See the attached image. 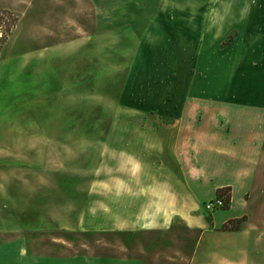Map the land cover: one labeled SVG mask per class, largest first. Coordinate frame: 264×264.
Instances as JSON below:
<instances>
[{
	"label": "rangeland",
	"instance_id": "1",
	"mask_svg": "<svg viewBox=\"0 0 264 264\" xmlns=\"http://www.w3.org/2000/svg\"><path fill=\"white\" fill-rule=\"evenodd\" d=\"M215 2L0 0V10L16 18L9 34L0 30V62L11 67L3 105L0 99V192L21 179L27 209L41 210L48 229L52 218L65 224L99 180L101 191L114 190L116 128L146 125L140 105L153 115L186 88L194 92L196 75L209 76L212 47L228 45L238 31L232 64L245 55L257 61L264 0ZM207 12L218 45L196 38L210 31L211 19L202 23ZM263 236L251 264H264Z\"/></svg>",
	"mask_w": 264,
	"mask_h": 264
},
{
	"label": "crops",
	"instance_id": "2",
	"mask_svg": "<svg viewBox=\"0 0 264 264\" xmlns=\"http://www.w3.org/2000/svg\"><path fill=\"white\" fill-rule=\"evenodd\" d=\"M209 14L202 23L210 18V31L196 34L200 46L222 39ZM239 37L212 47L209 76L196 75L194 92L188 85L153 115L140 105L146 125L116 128L114 190L101 191L99 180L65 224L52 218L44 229L42 211L27 209L21 179L4 186L0 264H251L264 235V47L256 62L245 55L232 64ZM10 70L0 62L2 105ZM227 189L228 204L206 212L204 204ZM234 220H241L236 231L221 230Z\"/></svg>",
	"mask_w": 264,
	"mask_h": 264
},
{
	"label": "trees",
	"instance_id": "3",
	"mask_svg": "<svg viewBox=\"0 0 264 264\" xmlns=\"http://www.w3.org/2000/svg\"><path fill=\"white\" fill-rule=\"evenodd\" d=\"M16 23V18H14L9 12L5 11V10H0V30L1 29H5V32H7V34L10 33L11 29L14 28ZM1 32H0V47L2 45V43L4 42V40L6 39V37H1ZM229 190H220L218 191V194H222V193H227L228 194ZM229 201V197L227 196L226 198V204H228ZM241 220H234V221H230L228 223H226L225 225H223V227L221 228V230L223 232H231V231H236L239 227Z\"/></svg>",
	"mask_w": 264,
	"mask_h": 264
},
{
	"label": "built area",
	"instance_id": "4",
	"mask_svg": "<svg viewBox=\"0 0 264 264\" xmlns=\"http://www.w3.org/2000/svg\"><path fill=\"white\" fill-rule=\"evenodd\" d=\"M228 194L227 193H222V194H219L217 196V198H215L214 200L212 201H209L207 203L204 204V210L206 212H213L215 210H218V209H221V208H224L226 206V198H227Z\"/></svg>",
	"mask_w": 264,
	"mask_h": 264
}]
</instances>
